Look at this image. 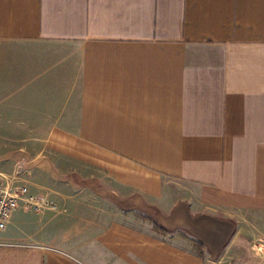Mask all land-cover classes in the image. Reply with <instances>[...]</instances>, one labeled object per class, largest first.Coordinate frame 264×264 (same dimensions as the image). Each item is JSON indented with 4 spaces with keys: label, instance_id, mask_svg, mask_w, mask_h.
I'll return each mask as SVG.
<instances>
[{
    "label": "crops",
    "instance_id": "0c3cea01",
    "mask_svg": "<svg viewBox=\"0 0 264 264\" xmlns=\"http://www.w3.org/2000/svg\"><path fill=\"white\" fill-rule=\"evenodd\" d=\"M14 166L56 208L13 213L0 264H218L104 194L264 214V0H0Z\"/></svg>",
    "mask_w": 264,
    "mask_h": 264
},
{
    "label": "water",
    "instance_id": "95a60500",
    "mask_svg": "<svg viewBox=\"0 0 264 264\" xmlns=\"http://www.w3.org/2000/svg\"><path fill=\"white\" fill-rule=\"evenodd\" d=\"M104 195L122 210H135L145 215L157 227L168 233L177 230L186 233L204 247L211 261L218 259L237 227V221L232 217L207 212H191L189 203L185 200H179L168 213H163L139 193L123 198L109 191Z\"/></svg>",
    "mask_w": 264,
    "mask_h": 264
},
{
    "label": "rangeland",
    "instance_id": "374dc122",
    "mask_svg": "<svg viewBox=\"0 0 264 264\" xmlns=\"http://www.w3.org/2000/svg\"><path fill=\"white\" fill-rule=\"evenodd\" d=\"M13 170L22 171L21 168L19 169L17 166L11 167L10 169H1L0 171L5 173H10ZM26 173L27 181L30 183L32 182V177H29V173ZM31 178V179H30ZM30 179V180H29ZM34 183V182H33ZM32 184V183H31ZM40 191V190H39ZM18 214H22L25 216V222L23 224H30V228L34 227V218L31 217V213H26L22 210H18ZM21 216H18L16 226L10 227V221L7 223L6 227L3 230H0V236H18L19 235V226H18V220ZM27 217V218H26ZM28 217H30L28 219ZM11 219V218H10ZM237 221V230L232 239H245V244L243 243V246L235 245L234 241L233 243L228 247V244L225 249L222 251L220 256L216 261L218 264H243L244 260L243 258H246L245 263L246 264H264V214L263 213H255V215H249L245 214V212L238 213V220ZM32 223V224H31ZM25 228V227H24ZM231 239V240H232ZM9 242H16V241H9ZM231 242V241H230ZM248 243V247L246 244ZM236 250H233L231 248H237ZM250 247V250L248 249ZM204 248V247H203ZM247 249L250 251L249 255L247 253ZM233 251L236 252L233 255ZM205 252V249H204ZM205 258L208 259L209 256L205 252ZM212 264V263H211Z\"/></svg>",
    "mask_w": 264,
    "mask_h": 264
},
{
    "label": "built area",
    "instance_id": "2783aa9c",
    "mask_svg": "<svg viewBox=\"0 0 264 264\" xmlns=\"http://www.w3.org/2000/svg\"><path fill=\"white\" fill-rule=\"evenodd\" d=\"M55 208L50 194L30 191L24 171H0V230L6 227L12 214L18 210L39 213Z\"/></svg>",
    "mask_w": 264,
    "mask_h": 264
},
{
    "label": "trees",
    "instance_id": "16d2710c",
    "mask_svg": "<svg viewBox=\"0 0 264 264\" xmlns=\"http://www.w3.org/2000/svg\"><path fill=\"white\" fill-rule=\"evenodd\" d=\"M141 217H143L144 219H147L149 220L147 217H145L144 215L142 214H139ZM154 228L158 231H163L162 229H160L159 227H157L155 224H153ZM185 235V234H184ZM193 242H194V247L198 253V255L202 256V257H205V252H204V248L203 246L197 242L196 240L193 239Z\"/></svg>",
    "mask_w": 264,
    "mask_h": 264
}]
</instances>
